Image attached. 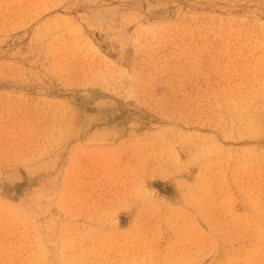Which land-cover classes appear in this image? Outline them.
I'll list each match as a JSON object with an SVG mask.
<instances>
[{"label":"rangeland","instance_id":"374dc122","mask_svg":"<svg viewBox=\"0 0 264 264\" xmlns=\"http://www.w3.org/2000/svg\"><path fill=\"white\" fill-rule=\"evenodd\" d=\"M0 264H264V0H0Z\"/></svg>","mask_w":264,"mask_h":264}]
</instances>
